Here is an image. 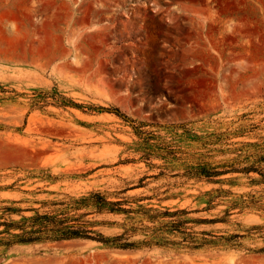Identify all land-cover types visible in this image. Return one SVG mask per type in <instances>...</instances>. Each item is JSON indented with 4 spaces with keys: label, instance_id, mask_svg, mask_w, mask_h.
Wrapping results in <instances>:
<instances>
[{
    "label": "rangeland",
    "instance_id": "1",
    "mask_svg": "<svg viewBox=\"0 0 264 264\" xmlns=\"http://www.w3.org/2000/svg\"><path fill=\"white\" fill-rule=\"evenodd\" d=\"M0 264H264V0H0Z\"/></svg>",
    "mask_w": 264,
    "mask_h": 264
},
{
    "label": "trees",
    "instance_id": "2",
    "mask_svg": "<svg viewBox=\"0 0 264 264\" xmlns=\"http://www.w3.org/2000/svg\"><path fill=\"white\" fill-rule=\"evenodd\" d=\"M254 170L256 171L257 169H254ZM93 197L99 198V201L98 202L101 204V206L102 205H106L108 203L98 193H95L93 195ZM40 219H44V217H37V218H35L33 220V224L34 225H32L33 229L30 230V231H28V232H25V235L30 236L29 238H32V236H35L34 237L35 240L40 239L42 237H39V236L41 234H44L45 231L51 232L52 234H54V237L55 238H58V239L69 238V236H71V235L74 234L73 231H70L69 228H67V227H62L61 224H58V225L56 224V227H53L51 229H47L48 226H46V225H43V224H39L38 225V224H36ZM35 226L36 227L38 226V228H36ZM118 246H121V245H118Z\"/></svg>",
    "mask_w": 264,
    "mask_h": 264
},
{
    "label": "water",
    "instance_id": "3",
    "mask_svg": "<svg viewBox=\"0 0 264 264\" xmlns=\"http://www.w3.org/2000/svg\"><path fill=\"white\" fill-rule=\"evenodd\" d=\"M233 172L239 173V174H246L250 172V169L248 168H240V169H234ZM89 239L95 240V241H102V239L89 237Z\"/></svg>",
    "mask_w": 264,
    "mask_h": 264
}]
</instances>
